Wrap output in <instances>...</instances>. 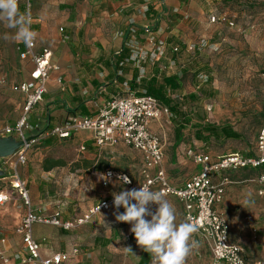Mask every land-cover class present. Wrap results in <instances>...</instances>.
<instances>
[{"label": "crops", "instance_id": "crops-1", "mask_svg": "<svg viewBox=\"0 0 264 264\" xmlns=\"http://www.w3.org/2000/svg\"><path fill=\"white\" fill-rule=\"evenodd\" d=\"M198 1L202 2L203 0H74L71 4H62L61 10H37L36 15L32 10L34 18L32 28L38 34L36 37L37 50L43 47L49 48L52 51V65L58 69L50 71L47 93L30 115L29 122L32 125V130L28 132V136L40 134L45 126L52 128L62 123L70 115L94 116L97 114L98 108L112 98L129 94L138 95L140 92L146 94L141 85L142 79L148 80L155 77V74H158L157 76L170 75L167 68H170L172 61H165L167 56L159 54L156 59H153L151 55H148L154 52L153 49H156L157 44L150 43L149 37H153V33L151 30V33L147 34L146 30H149V27L156 30L161 16L166 14L177 15L179 12L185 19L189 17L201 18L205 11L204 6H200ZM212 1H215L217 5L219 3V0ZM206 7L209 8L208 5ZM226 15L235 22L233 16ZM217 24L224 25L219 22ZM171 33L173 34V31L169 30V34ZM167 37H165V41L168 39V43L162 41L164 48L161 50L165 51L168 45L169 52L172 47L170 44L172 36ZM157 39V37L154 38L156 43H160L161 41ZM140 50L141 57L138 55ZM170 53L172 52L170 51ZM163 56H165L161 60L163 62L158 61ZM23 63L30 66L28 78L25 81L31 82L30 71L34 66L32 63ZM161 63H166V66L162 68ZM60 78L61 82H59ZM11 90L21 94L24 100V95L21 92L13 90L12 87ZM15 122L11 124L0 122V139L9 138L7 134L3 133V128L15 124ZM10 139V143L17 141L14 134ZM62 143L78 145L79 154L75 160L70 159L69 162H66L60 153L47 154L54 146ZM120 145H124V143L119 142L114 147H97L93 140V134L89 131L74 133L67 139L56 136L40 137L27 151L26 163L17 167L18 175L27 183L32 209L47 216L59 210L62 212V218L69 220L84 214L104 200L114 198L113 193L110 192L111 188L119 187V185L126 186L117 178L110 179L108 185L105 186V173L109 170L117 173L108 168L107 163H98L99 159L106 154L109 156L119 153ZM82 146L85 147V150H81ZM252 154L247 153V155ZM7 158L0 157V194L14 192L10 187V181L15 171L9 166ZM67 163L71 166V176L77 173L84 176L81 182V191L85 189L87 197L91 196L92 198L91 202H75L71 205L64 202L60 182L62 169ZM194 166L192 174L199 169L197 165L194 164ZM186 180L180 184H174L170 179L174 185H182ZM82 194L80 193V197ZM166 198L173 204H175L173 199L176 200L175 206L180 209L181 213L183 212L185 219L184 208L177 199ZM19 200L22 202L20 206L17 204ZM222 203L216 207L220 212H222L220 209ZM11 205L12 209H19L12 211V215L17 218L13 220L4 214L3 223L5 224H0V231L3 232L7 242L0 243V249L9 255L22 254L24 252L23 244L16 229L27 208L17 194L1 204L0 208L9 211ZM77 205L83 212L72 218H69L62 209L64 206L73 211L75 210L74 206L77 207ZM230 209L223 210L230 226V240L243 248L244 235L238 236L232 224V217L234 218V215L238 214V209H235L234 205H231ZM110 210L116 209L111 207ZM247 222L253 228L255 223H249V218H247ZM6 224L11 226H5ZM86 228L88 226L85 225L73 231H66L50 225H37L34 228V235L42 245L44 256L55 252L70 253L74 248H79L80 253L72 255L66 264H100L103 261L110 264L139 263L143 249L136 248L133 253L125 248H119L114 243L117 239L116 228H113L112 236L86 232ZM84 239L92 240V244H85ZM105 239L111 240L104 244ZM205 248L209 251L206 245Z\"/></svg>", "mask_w": 264, "mask_h": 264}, {"label": "rangeland", "instance_id": "rangeland-1", "mask_svg": "<svg viewBox=\"0 0 264 264\" xmlns=\"http://www.w3.org/2000/svg\"><path fill=\"white\" fill-rule=\"evenodd\" d=\"M24 1L19 0V7H23ZM73 1L32 0V10L35 15L37 10H61L62 4H71ZM198 2L200 6H204L205 11L201 18L185 19L179 12L177 15L166 14L160 18V27L156 30L149 27L153 33L150 43L157 44L153 50L158 56L166 55L167 51L161 50L160 44L154 40L155 37L168 43L165 37L172 36L175 43L185 47L174 56L168 52L165 61H172L170 68H167L169 74H178L182 78V90L171 96L178 102L186 118H176L170 111V115H164L159 121L152 123V131L162 139L164 167L174 184L182 183L195 169L193 161L184 153L189 147L209 153L213 160L234 153H253L258 131L264 125V0H219L218 5L212 0ZM212 6L213 9L210 8ZM216 7L218 8L215 9ZM222 13L233 16V27L211 22L212 15ZM168 29L177 35L169 34ZM15 32L16 29L8 28L6 22L0 21V79L5 80V85L0 84V122L4 124L15 122L21 113L23 96L12 91L11 86L25 81L30 68L29 64L21 62L18 57L16 48L22 41L11 39ZM5 34L10 39L5 40ZM190 46L193 50L188 49ZM138 52L141 57V50ZM165 64L160 65L164 68ZM191 94L197 95V98L192 99ZM206 124L230 125L242 134V139L212 138L208 143L199 141L196 133ZM120 146L119 153L109 156L106 154L99 159L98 164L107 163L108 168L117 174L128 175L136 184L141 179L142 154L125 144ZM57 153L66 162L75 160L79 154L78 145L57 144L47 152L49 155ZM71 172V166L67 163L62 169L60 182L64 202L68 205L91 202L92 198L87 197L85 189L81 191L84 176L79 173L71 176ZM223 176L224 173H219L214 179L220 181ZM124 190L128 189L119 185L112 187L110 192ZM80 193H83L81 197ZM17 204L20 206L22 202L19 200ZM12 205L9 211L0 208V224H5L4 214L13 220L17 218L12 215V211L19 209H12ZM231 205L238 209V214L232 217V224L238 236L244 235L243 248L246 257L264 264V200L258 197L253 184L238 178L226 186L220 208L225 216L227 215L223 210H231ZM175 208L177 223L185 221L183 212L177 206ZM62 209L69 218L83 212L78 205L74 206L73 211L64 206ZM119 211L123 212L124 209ZM115 212L116 210H109L95 215L91 223L86 225V232L110 236L114 234L113 228H116L117 239L114 243L121 249H134V253L136 248L141 247L137 245L134 234L127 237L131 224L117 222ZM247 218L249 223H255L253 228L248 224ZM193 239L198 242V247L187 257L186 264H211L210 252L198 234H194ZM84 243L92 244V240L84 239Z\"/></svg>", "mask_w": 264, "mask_h": 264}, {"label": "built area", "instance_id": "built-area-1", "mask_svg": "<svg viewBox=\"0 0 264 264\" xmlns=\"http://www.w3.org/2000/svg\"><path fill=\"white\" fill-rule=\"evenodd\" d=\"M24 14L31 16L32 28L34 22L32 0L24 1ZM211 22H219L230 27L235 25V22L226 14L211 16ZM146 32L147 34L151 33L148 29ZM152 39L149 37L150 41ZM159 44L161 48H164L163 42ZM188 49L193 50V47L190 46ZM16 51L21 61L32 63L34 67L30 71L31 82L25 81L19 85L11 86L13 90L24 95V100L20 117L15 124L5 126L3 133L14 134L23 140L24 144L15 154L7 158L9 166L15 171L10 181V187L14 192L0 194V205L8 201L14 194L23 200L27 210L16 232L21 237L24 252L9 256L3 249H0V264H66L72 255L80 253L79 248H74L70 253L55 252L44 256L42 245L35 238L34 228L37 225H50L66 231H73L89 224L98 213L110 210L111 207L115 208L114 198L104 200L84 214L69 220L63 219L62 212L59 210L47 216L32 209L27 183L17 173V167L27 161V151L42 136L67 139L74 133L82 131L92 132L97 147H112L123 142L142 154L141 181L139 183H133L126 174L117 175L109 170L105 173V186L108 185L110 179L117 178L128 190L139 189L142 185L147 184L153 191H163L166 197L176 198L184 208L186 221L195 222L200 226L199 232L196 234L209 249L211 264H261L259 261L246 260L242 246L230 240L229 222L216 207L223 202L226 186L232 181L225 175L220 181H216L214 178L217 174L226 171L264 167V126L257 136L253 155L234 153L213 160L209 153L189 147L185 150V154L199 169L182 185H174L163 166L162 139L152 131V123L159 121L164 115H170V111L162 106L156 98L147 94H129L112 98L100 106L94 116L70 115L62 123L52 128L45 126L40 134L31 135L34 137L27 140L30 137L28 132L32 130V125L29 122L30 115L47 93L50 71L58 68L52 65V51L46 47L37 50L36 40L32 47L26 46L23 42L18 44ZM174 51H178V48L175 47ZM151 56L156 59L158 54L154 51ZM61 81L60 78L59 82ZM0 84L5 85V80L1 78ZM81 150H85V147L82 146ZM126 179L130 182L126 183ZM246 182L253 184L258 197L264 200V171L249 178ZM151 207L155 210L156 206L152 205ZM132 235L133 233L129 231L127 237L130 238ZM6 242L3 232L0 231V243L5 244ZM100 264L110 263L103 261Z\"/></svg>", "mask_w": 264, "mask_h": 264}, {"label": "clouds", "instance_id": "clouds-1", "mask_svg": "<svg viewBox=\"0 0 264 264\" xmlns=\"http://www.w3.org/2000/svg\"><path fill=\"white\" fill-rule=\"evenodd\" d=\"M0 21L16 29L12 40L33 46L38 34L31 28V16L20 12L19 0H0ZM4 39H10L8 34ZM112 195L116 221L131 224L130 231L137 245L150 254L151 264H186L187 257L198 247L193 236L200 226L190 221L177 223L176 208L163 191H153L145 184ZM121 207L123 212L119 211ZM126 249L132 252L131 248Z\"/></svg>", "mask_w": 264, "mask_h": 264}, {"label": "trees", "instance_id": "trees-1", "mask_svg": "<svg viewBox=\"0 0 264 264\" xmlns=\"http://www.w3.org/2000/svg\"><path fill=\"white\" fill-rule=\"evenodd\" d=\"M22 6L23 7H19V10L21 13H23V11H24V2H23ZM172 39H174V38L170 39V42H171L170 44L172 45V47L171 48L169 47L170 48L169 52L171 51L172 55L174 56L177 52H179L180 50H182L185 47L182 45H179L180 43L179 44L175 43ZM180 46H181V48H180ZM175 47L178 48V51H174ZM166 50L168 53V45H167ZM167 53H166V55H167ZM165 56L161 57L158 61H161ZM155 75H156L155 77H152L148 80L147 79L141 80V85L144 87L146 94L156 98L162 104V106H165L166 108H168L169 111H171V113L176 118L185 119L186 118L185 113L181 111L180 105L171 96L173 93L182 90V78L178 74H170V75L162 74L161 76H157L158 74H155ZM132 86H133V84H132ZM138 95H143V94L140 92V93H138ZM190 96L192 99L197 98V95H195V94H191ZM260 129H259V131H260ZM178 131H180V129ZM259 131H258V134H259ZM212 138L217 139V140H220L222 138H225V139H242V134L235 131L232 128V126H230V125L216 126L213 124H206L204 127H202L201 130L197 131V133H196V139L199 141L205 142V143H208ZM242 154H244V153H242ZM253 154H254V152H253ZM262 171H264V167L263 168H257V169L242 168V169L235 170V171H226L224 173V175L226 177L230 178V181H232V182L237 180L238 178L245 179V181H246L249 178H252V177L258 175ZM239 173H242V174L240 176H238ZM140 181H141V179H140ZM111 239H113V238H111ZM111 239H105L104 244H107ZM245 258H246V260H248L246 255H245ZM150 261H151L150 254L145 252L144 250H142L141 258H140V261L138 264H150ZM250 262H254V261H250Z\"/></svg>", "mask_w": 264, "mask_h": 264}, {"label": "water", "instance_id": "water-1", "mask_svg": "<svg viewBox=\"0 0 264 264\" xmlns=\"http://www.w3.org/2000/svg\"><path fill=\"white\" fill-rule=\"evenodd\" d=\"M9 138L7 139H0V157H10L11 155L15 154L17 150H19L22 145L24 144L23 140H20L17 136V141L14 143H10V138L13 134H7ZM34 136H30L27 140H30Z\"/></svg>", "mask_w": 264, "mask_h": 264}]
</instances>
